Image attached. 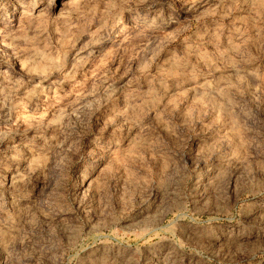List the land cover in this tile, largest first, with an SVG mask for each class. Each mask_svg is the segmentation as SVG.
Segmentation results:
<instances>
[{
  "label": "rangeland",
  "instance_id": "1",
  "mask_svg": "<svg viewBox=\"0 0 264 264\" xmlns=\"http://www.w3.org/2000/svg\"><path fill=\"white\" fill-rule=\"evenodd\" d=\"M0 264H264V0H0Z\"/></svg>",
  "mask_w": 264,
  "mask_h": 264
},
{
  "label": "bare ground",
  "instance_id": "2",
  "mask_svg": "<svg viewBox=\"0 0 264 264\" xmlns=\"http://www.w3.org/2000/svg\"><path fill=\"white\" fill-rule=\"evenodd\" d=\"M78 4V3H77ZM3 72V71H2Z\"/></svg>",
  "mask_w": 264,
  "mask_h": 264
}]
</instances>
